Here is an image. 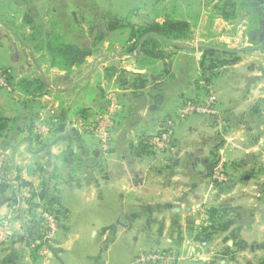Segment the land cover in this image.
Listing matches in <instances>:
<instances>
[{"label":"crops","instance_id":"1","mask_svg":"<svg viewBox=\"0 0 264 264\" xmlns=\"http://www.w3.org/2000/svg\"><path fill=\"white\" fill-rule=\"evenodd\" d=\"M237 1L150 0L118 10L112 0H84L107 14L104 21L127 23L104 27L106 40L88 46L82 64L63 70L23 39L31 36L27 13L45 19L35 16L45 9L41 2L0 0V70L16 82L47 85L36 96L18 86L0 89V112L12 122L0 133V218L17 196L23 212L41 215L14 220L12 238L0 244V264H137L143 250L174 253L167 264H228L241 257L264 264V38L260 30L246 34L229 25L254 19L258 10L264 19V1L246 13ZM166 20L188 22V34L162 40L148 55L141 32L129 25ZM220 44L239 51L238 59L210 70L204 51ZM255 52L260 60L242 61ZM208 76L218 113L178 122L167 152L148 149L144 139L166 118L207 98ZM62 92L65 123L37 137L30 124L48 103L62 107ZM111 96L117 108L109 122L111 149L103 154L93 126ZM220 158L230 179L212 185L209 168ZM212 208H226V215L213 221ZM45 212L57 214L53 235L43 225Z\"/></svg>","mask_w":264,"mask_h":264},{"label":"rangeland","instance_id":"2","mask_svg":"<svg viewBox=\"0 0 264 264\" xmlns=\"http://www.w3.org/2000/svg\"><path fill=\"white\" fill-rule=\"evenodd\" d=\"M31 1H33V0H31ZM37 1H38V3L41 2V6L43 5L45 7V9L42 8L40 10V13H39V10H36L35 16L39 17V16L43 15V16H45L44 17L45 19L44 20H35L34 22H32V25H28L30 27L31 36L29 35V37H23L25 43L33 46L35 50H37V51L40 50L42 45H43L41 43V38L39 36L41 34H45L46 32L53 31V30H56L57 32H59L66 41L75 42L77 44H80L83 47H88V46L93 47L95 45H100L106 40L105 37L100 35V32L104 27L108 28V29L111 28V27H109L111 24L110 23L111 20L104 21V19H102V18H104V15H107V14L105 12L95 10V8L93 6L90 7V5H83V4H85L84 0H34V4ZM105 1H107V0H105ZM134 1H137V3L136 4L133 3ZM263 1L264 0H238L237 2L239 3V6L241 7V11L243 10V13H246V11L248 9H250V7L256 9L257 8V6H256L257 2L259 3V2H263ZM112 2L114 4H117V5H115V7H117L118 10H120V9L123 10V9L130 8L132 6H135L137 4L138 5L139 4L140 5H147V4H149L150 0H112ZM37 6H38V4H37ZM256 13L258 15L257 16L255 15L256 17L254 19L236 20V21L229 22L230 28H238L240 31H244V33H246V34L252 29H254L256 32H258L260 30L261 38L262 37L264 38V28H262V25L260 24L262 22L260 20H262L263 16L259 12V10ZM7 23H14V25H16L17 27L20 26L19 22H7ZM115 24H116V26H118L117 22H115ZM119 28H121V26H118L115 29H119ZM262 29H263V31H262ZM27 30L28 29H25L24 32H26ZM93 31L94 32L97 31V35L91 36L90 32L93 33ZM87 33L89 34V36L86 35ZM33 34H34V37H32ZM259 45L264 46V43H260ZM220 46L224 47V45H221V44H220ZM245 48H252V46H248V47L246 46ZM254 50H257V49L256 48L251 49V51H254ZM236 54H237V56H239V51L236 52ZM44 56H45V58H47L49 60L47 53H45ZM220 56H222V54ZM260 56H262V53H259V52H255L254 54L251 53L248 55V57H247V55H244L242 61L243 62H246V61L250 62L252 60H260L259 59ZM226 58L231 59L232 57L226 56ZM233 58H234V56H233ZM209 59H210V57H209ZM208 63H209V61H207V64ZM60 84H64V81L61 82ZM0 89L8 91L6 88L0 87ZM62 93H63V95L59 94V98H57V100L59 101V103L61 102V104L63 106L62 107H60V106L53 107L54 105L48 103L49 106L47 105L46 109H44V112H42V117L38 118V120H36L30 124L31 125L30 129L32 130L31 133H34V135H36L39 138L44 137V135L40 134L39 132H37L36 129H34V126H35L34 124H36V122H38L40 120L49 124L48 126H50L49 128L51 129V131L48 134L53 132V130L55 128L54 125L56 122L61 124V125H63L65 123L66 118H64V113H65L66 108H64V107L66 105L65 102L66 101L68 102V97H67L65 92H62ZM50 102H52V101H50ZM2 114L3 113L0 112V115H2ZM57 117H58V119H57ZM192 117H197V116H192ZM192 117H190V118H192ZM29 121H31V119ZM10 123H12V122H9L8 125H10ZM29 131L30 130L28 129L27 133ZM172 142L174 145V137H173ZM221 159L222 158H220V160ZM225 166H226V171L229 174L230 169L228 168L227 164ZM220 185H222V184H220ZM22 216H23V218H29V217H34V216L40 217L41 215L39 213L34 212L33 214L32 213H28V214L24 213ZM240 252L244 253L243 250ZM245 253H247V252H245ZM227 263L228 264H248L247 261L243 257L239 258V260H232V261H229Z\"/></svg>","mask_w":264,"mask_h":264},{"label":"built area","instance_id":"3","mask_svg":"<svg viewBox=\"0 0 264 264\" xmlns=\"http://www.w3.org/2000/svg\"><path fill=\"white\" fill-rule=\"evenodd\" d=\"M0 87L12 90L13 85L8 82L6 76L0 70ZM218 96L216 93L215 85L208 86V95L204 101H188L182 105L177 114L173 117L166 118L160 130L147 138L144 141L155 154H163L173 146V137L175 127L178 122L186 120L192 116H209L218 113L217 108ZM117 103L113 96L110 97V104L107 113L98 116L94 127L95 133L99 138L100 151L103 154H108L111 149V130L109 122L113 118L116 111ZM34 129L42 135H47L51 129L49 124L40 120L34 124ZM223 159H218L212 163L209 168V181L212 185L225 184L229 181L230 177L226 171V166ZM22 198L16 197L15 202L11 205L10 212L0 218V244L8 242L12 238L13 230L12 225L14 220H21L22 215ZM43 225L46 230L53 235L58 229V217L54 212H45L43 214ZM44 253L48 252L47 248L43 249ZM176 259L174 253L170 251L160 250H143L135 258L137 264H152V263H170Z\"/></svg>","mask_w":264,"mask_h":264},{"label":"trees","instance_id":"4","mask_svg":"<svg viewBox=\"0 0 264 264\" xmlns=\"http://www.w3.org/2000/svg\"><path fill=\"white\" fill-rule=\"evenodd\" d=\"M225 15L226 17H230L234 14L225 12ZM34 21L35 20L33 19L32 14L27 13L25 15L24 22L27 25H32V22ZM260 21H262L260 24L264 27V19L262 18ZM115 22H117V25L121 26V28L125 25V23H127L118 19H112L109 26L111 28L109 29H115L118 27ZM129 26L132 27V29H136L138 32H141V36L138 37V40L143 41V50L148 53V55L151 54L152 49L162 40L167 41L169 39H181L186 37L190 29L189 23L181 20H166L162 23L147 22L144 25L137 26V28L134 25ZM32 37H34V34ZM39 37L41 38V43L43 44L40 50H44L47 53L50 64L63 70H69L75 66H79L91 53V50L88 47H83L75 42L66 41L56 30L41 34ZM204 53L206 59L209 61L207 67L210 70L218 69L227 64L229 65L238 59L235 51L229 50L225 47L209 46L205 49ZM221 54L222 56H220ZM226 56H230L232 58L229 59L226 58ZM1 71L6 76V79L10 84L18 86L22 91L29 95L36 96L38 93L42 94L47 91V85L42 79H22L16 82L8 69H1ZM211 82L212 78L211 76H208V78H206V83L210 84ZM9 122V118L0 115V133L8 127ZM54 127H56V123ZM147 148L150 149L149 146H147ZM216 161L217 159H215L212 163ZM225 211L226 208H212L209 210V216L213 221L216 219H222V217L226 215ZM229 253V251H225L224 254Z\"/></svg>","mask_w":264,"mask_h":264}]
</instances>
